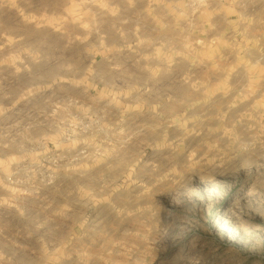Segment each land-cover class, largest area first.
Listing matches in <instances>:
<instances>
[{
	"label": "rangeland",
	"instance_id": "1",
	"mask_svg": "<svg viewBox=\"0 0 264 264\" xmlns=\"http://www.w3.org/2000/svg\"><path fill=\"white\" fill-rule=\"evenodd\" d=\"M0 264H264V0H0Z\"/></svg>",
	"mask_w": 264,
	"mask_h": 264
}]
</instances>
